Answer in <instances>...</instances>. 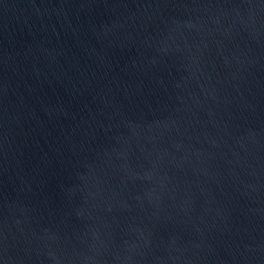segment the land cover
I'll return each instance as SVG.
<instances>
[{
  "label": "water",
  "instance_id": "1",
  "mask_svg": "<svg viewBox=\"0 0 264 264\" xmlns=\"http://www.w3.org/2000/svg\"><path fill=\"white\" fill-rule=\"evenodd\" d=\"M0 264H264V0H0Z\"/></svg>",
  "mask_w": 264,
  "mask_h": 264
}]
</instances>
